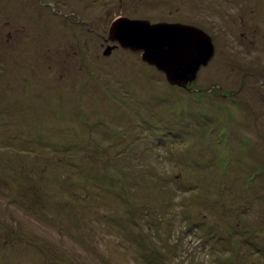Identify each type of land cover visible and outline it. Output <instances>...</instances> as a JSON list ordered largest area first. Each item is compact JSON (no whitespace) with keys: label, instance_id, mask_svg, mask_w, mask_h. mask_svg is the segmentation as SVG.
<instances>
[{"label":"rangeland","instance_id":"obj_1","mask_svg":"<svg viewBox=\"0 0 264 264\" xmlns=\"http://www.w3.org/2000/svg\"><path fill=\"white\" fill-rule=\"evenodd\" d=\"M119 16L213 54L171 84ZM0 264H264V0H0Z\"/></svg>","mask_w":264,"mask_h":264},{"label":"water","instance_id":"obj_2","mask_svg":"<svg viewBox=\"0 0 264 264\" xmlns=\"http://www.w3.org/2000/svg\"><path fill=\"white\" fill-rule=\"evenodd\" d=\"M108 38L121 48L141 52V59L162 71L171 84L186 86L213 54L210 36L179 22L149 23L119 16L108 27ZM116 46L108 45L104 54Z\"/></svg>","mask_w":264,"mask_h":264},{"label":"flooded vegetation","instance_id":"obj_3","mask_svg":"<svg viewBox=\"0 0 264 264\" xmlns=\"http://www.w3.org/2000/svg\"><path fill=\"white\" fill-rule=\"evenodd\" d=\"M116 47H117V46H116ZM116 47H115V48H116Z\"/></svg>","mask_w":264,"mask_h":264},{"label":"trees","instance_id":"obj_4","mask_svg":"<svg viewBox=\"0 0 264 264\" xmlns=\"http://www.w3.org/2000/svg\"><path fill=\"white\" fill-rule=\"evenodd\" d=\"M112 51V50H111Z\"/></svg>","mask_w":264,"mask_h":264}]
</instances>
